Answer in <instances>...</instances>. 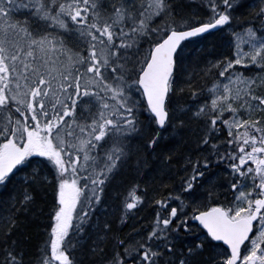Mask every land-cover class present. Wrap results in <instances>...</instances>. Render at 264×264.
<instances>
[{"label": "snow or ice", "instance_id": "snow-or-ice-1", "mask_svg": "<svg viewBox=\"0 0 264 264\" xmlns=\"http://www.w3.org/2000/svg\"><path fill=\"white\" fill-rule=\"evenodd\" d=\"M0 264H264V0H0Z\"/></svg>", "mask_w": 264, "mask_h": 264}]
</instances>
